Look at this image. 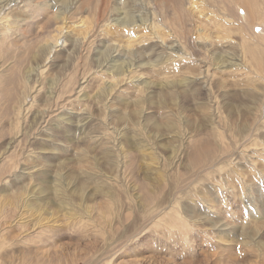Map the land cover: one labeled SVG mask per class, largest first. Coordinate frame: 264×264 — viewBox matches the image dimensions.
<instances>
[{"label":"rangeland","instance_id":"1","mask_svg":"<svg viewBox=\"0 0 264 264\" xmlns=\"http://www.w3.org/2000/svg\"><path fill=\"white\" fill-rule=\"evenodd\" d=\"M0 264H264V0H0Z\"/></svg>","mask_w":264,"mask_h":264},{"label":"bare ground","instance_id":"2","mask_svg":"<svg viewBox=\"0 0 264 264\" xmlns=\"http://www.w3.org/2000/svg\"><path fill=\"white\" fill-rule=\"evenodd\" d=\"M194 5V4H193ZM197 6V5H196ZM193 8H195V6H193ZM201 16V15H200ZM126 22H127V20H126ZM156 32V31H155ZM156 35H159L158 36V38H160L161 40H163V37H162V35H160V33H158V31L156 32ZM199 38H202V36H201V31H200V35H199ZM205 38H207V36H205V34L203 35V39H205ZM51 49V48H50ZM52 51H50V53H51ZM194 58V57H193ZM119 64H121V63H118V64H114L113 66H119ZM107 156L106 155H104V158H106ZM220 230H221V228H220Z\"/></svg>","mask_w":264,"mask_h":264}]
</instances>
